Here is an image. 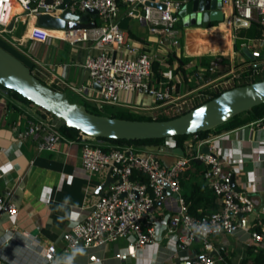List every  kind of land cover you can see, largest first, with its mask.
Returning a JSON list of instances; mask_svg holds the SVG:
<instances>
[{
    "label": "crops",
    "instance_id": "1",
    "mask_svg": "<svg viewBox=\"0 0 264 264\" xmlns=\"http://www.w3.org/2000/svg\"><path fill=\"white\" fill-rule=\"evenodd\" d=\"M175 1H180L182 7L178 12L179 21L176 24L180 46L174 49L159 46L157 37L149 31L148 26L124 16V7L119 3L118 24L124 33L125 43L135 48V51L129 52L127 48H121L118 55L127 58L139 52H150L154 55V61L159 62L162 70V77L157 78L153 74L154 78L174 85L177 93L185 94L212 80L204 79V72L200 71L203 68L199 66L196 71L190 73L197 63V57L203 55L208 49L207 46L213 49L222 47L221 44H213L210 41L208 30L221 29L220 25H222L225 26L223 29L230 33L231 44L228 39L230 51L224 56L234 57L238 54L237 51L240 50L242 53L241 48L249 44L243 42L238 45L235 42L237 28H233V17L228 16V12L225 11L222 22L204 27L199 23H191L188 14L183 10L184 4L189 0ZM8 2L1 18L5 23L11 18L14 20V26L6 39L2 37L0 39L10 45V42L21 43L25 51L37 57L41 63L38 68L46 84L51 85L50 82L55 79H64V84L54 81L52 85L60 91L68 89L75 94L77 93L68 85L88 86L90 82L88 72L80 64L87 55L97 54L98 51L91 48V43L79 42L70 45L56 37H49L43 42H34L29 39L34 37V33L27 35L26 32L30 25L37 30L36 21L25 17L17 0ZM88 21H95L98 24L99 17L89 15ZM227 22L230 24L228 25ZM47 32L58 36L57 31ZM217 33L222 34L221 31ZM223 52H226L225 49ZM171 55L174 56L172 61ZM181 56L193 57L184 66V70L177 69L178 59ZM188 83L193 84V87L188 88ZM88 95L98 96L93 90H89ZM18 103L6 90H0V174H2L0 194L13 202L17 208L13 216L5 213L0 215V259L6 264H46L43 250L52 243L56 244L57 252L54 260L47 264H94L89 261L91 255L101 258V263L96 264H182L186 256L206 253L220 258L216 264H251L259 251L262 250L264 253V242H256L250 234L252 230L264 228V161L256 164L257 188L255 192L249 194L254 204L253 211L238 216L241 226L236 231L211 236L210 250H205L199 241L182 252H176L173 246L167 244L166 220L176 213L177 206L171 196L165 195L158 200L160 203L158 201L155 203L147 216L149 225L156 231L158 243L137 250L135 258L120 260L115 257V254L127 245L124 239L101 247H76L65 251L64 244L60 240L61 233L74 220L84 218L87 206L100 195L97 184L99 182L104 184L106 180L111 182V178L107 172L101 175H89L82 168L80 159L82 138L79 135L75 139H69L71 142L59 141L54 151H39L36 142L24 136L27 117L24 107L27 104L20 102L18 105ZM161 104V101L145 94L120 91L119 103L114 106L134 113L140 111L155 113L162 112L164 107H160ZM248 116V113L243 112L239 118L247 119ZM252 121L254 120L248 119L246 123L221 133L211 132L205 138L190 135L184 141L183 149L176 145L169 146L164 142L157 145L159 146L157 150L164 158L163 164L170 165L179 157L186 156L188 149L193 151L199 147L202 150L206 146H199L202 140L212 139L222 147L226 155L242 157V168L229 164L226 158L220 157L226 168L232 165L235 169L234 184L240 190L246 180H252V158H264L262 144L264 129L250 131L247 124ZM262 123L264 125V119ZM147 146L146 148L149 149ZM203 168L205 169L204 164L201 163L200 169H197L190 161L189 167L180 176L182 194L194 190L201 183L209 187L208 181L200 171ZM181 180L185 185L182 186ZM207 205L209 210L216 207L214 211H218L221 209V200L216 196L213 202H207Z\"/></svg>",
    "mask_w": 264,
    "mask_h": 264
},
{
    "label": "built area",
    "instance_id": "2",
    "mask_svg": "<svg viewBox=\"0 0 264 264\" xmlns=\"http://www.w3.org/2000/svg\"><path fill=\"white\" fill-rule=\"evenodd\" d=\"M8 1L0 0V18L6 11ZM17 1L25 17L33 18L35 21L42 13L60 17L62 13L60 5L64 2V0ZM220 1L224 15L226 11L228 16H237L247 24H257L264 29V0ZM145 2L146 0H71L66 7L68 10L80 14L89 8L96 9L99 23L94 27L57 30L46 29L35 24L37 29L42 30V37H29V39L34 42H43L49 37H56L65 40L70 45L90 42L91 48L98 52L95 55H87L84 62L80 64L88 72L89 85L77 87L68 85V87L82 98L96 103L98 108L102 104H118L119 92L126 91L145 94L161 101L160 107H164L162 113L165 115H179L207 99H204L203 102L200 99L204 93L192 95L203 85L215 83L214 86H218L221 84L224 85V88L221 89L223 91L239 85L246 78H251V74H246L243 77L242 74L245 71L231 62L234 56L230 58L229 70L226 73L200 85L192 92L179 94L174 85L165 81H157L154 78L152 72L154 55L150 52H139L135 56L127 58L119 56L118 51L121 48H127L129 52L135 51V48L125 43L124 33L119 27V3L124 7V16L148 26L149 31L157 37L156 41L159 46L170 49L180 46L176 24L179 21L178 12L182 7L181 2L164 0L163 2L166 4L164 9L149 6ZM10 20L6 23L0 21V37L5 38L4 34L10 32L6 29ZM47 31H60L62 36H54ZM10 43L31 62L37 66L41 65L37 57L22 48L21 43ZM245 46L254 59L259 56L258 52L252 51L249 45ZM222 57V55L211 57L208 66L209 72H214L221 65ZM200 71L206 70L203 68ZM54 81L65 83L64 79H55L50 84L52 85ZM230 82H234L232 86L230 85L231 87L227 85ZM93 83L98 84L100 89H96ZM89 90L97 92L98 96H89ZM24 110L27 114L24 136L36 142L39 151H54L61 140L71 142L60 132L59 126L49 112L37 105L33 108L30 104L25 106ZM263 119L264 117L248 123L249 130L264 129ZM79 136L82 138L80 154L82 168L89 175H101L107 172L112 181L108 182L102 194L87 206L84 218L74 220L61 233L60 240L64 244L65 251L76 247H101L124 239L127 241V245L119 250L115 257L120 260L135 258L137 250L158 243L156 231L149 225L147 216L155 203L163 197L166 187L176 194L173 199L177 211L169 216L165 224L167 244L173 246L176 252L185 251L198 241L202 243L205 250L212 249V244L209 242L211 236L236 231L241 226L238 216L250 213L254 209L249 194L255 192L257 188L255 167L256 164H261L264 158H252V180H246L243 188L239 190L231 182L235 173L232 165L242 168V157L240 155L235 157L233 154L226 155L222 147L214 143L212 139H204L199 143V146L206 145L207 152H203L199 147L193 151L188 149L189 156H181L172 164L164 165L151 155L137 153L133 146L127 142L120 144L100 142L101 145H95L92 142L95 137L81 131H79ZM193 136L197 138L196 135ZM165 139V143L169 146L176 145L173 137ZM262 144L264 146V142ZM221 156L226 158L229 164H232L231 167L224 166L220 159ZM191 159L198 160L205 165L203 176L208 181L213 193L221 200L220 210L201 216L189 213L188 204L182 196L180 176L189 167ZM133 171L144 173L147 176V181L140 182L132 179ZM102 185L99 182L97 187L100 188ZM85 190L87 189L85 188ZM16 211L15 204L0 194V215L5 213L13 216ZM250 234L256 242H264V228L252 230ZM56 252V244L52 243L44 248L43 258L46 264L54 260ZM218 260L220 258L208 253L191 254L182 260V264H216ZM89 261L94 264L101 263V258L91 255Z\"/></svg>",
    "mask_w": 264,
    "mask_h": 264
},
{
    "label": "water",
    "instance_id": "3",
    "mask_svg": "<svg viewBox=\"0 0 264 264\" xmlns=\"http://www.w3.org/2000/svg\"><path fill=\"white\" fill-rule=\"evenodd\" d=\"M70 1L64 0L60 5L62 9L60 17L42 13L38 15L36 25L55 30L96 26L95 21H88L89 15H97L96 9L89 8L80 14L73 13L66 8ZM145 3L160 9L166 7V4L160 0H146ZM221 7L220 0H189L184 4L183 10L188 14L191 23L209 27L214 22L224 20V12ZM233 21L234 25L244 26L247 24L237 16L233 17ZM13 26L14 20H10L6 29L11 31ZM241 51L248 59H254L246 46H243ZM0 85L16 91L35 105L61 119L67 127L76 128L91 137L107 139H164L177 135H193L211 130L240 113L247 112L254 106L264 103L263 78L227 88L217 96L169 119L135 120L96 114L88 111L85 105L70 101L66 91L53 89L40 81L25 63L1 46ZM93 86L100 89L96 83H93ZM147 147L157 150L159 146L148 145ZM180 151L182 154V150ZM202 151L207 152V147L205 146ZM108 182L106 180L98 188L99 194H102ZM231 182L234 186V178ZM165 195L176 197V194L172 193L168 187H166L163 197ZM0 264L6 263L0 259Z\"/></svg>",
    "mask_w": 264,
    "mask_h": 264
},
{
    "label": "trees",
    "instance_id": "4",
    "mask_svg": "<svg viewBox=\"0 0 264 264\" xmlns=\"http://www.w3.org/2000/svg\"><path fill=\"white\" fill-rule=\"evenodd\" d=\"M7 33L10 34V32H7ZM228 36H229L228 32L226 33V35H223L222 39H224V42H225L224 45L228 44ZM0 46L3 47L8 52H10L11 54H13L15 57H17L23 63H25L30 68L32 74H34L40 81L45 83L44 79L41 76V72H40L39 68L36 66V64L31 62L27 57H25L23 54H21L16 48H14L12 45L8 44L7 42L3 41L2 39H0ZM207 47H209V46H207ZM216 49H219V47L215 48V50ZM191 59H193V57L181 56L178 59L179 64L177 66V69L184 70V66ZM210 59H211V56H209V55H201V56L197 57V63L195 65V67L192 70H190V73L192 71H196L198 66L201 68H204L206 70V71H204V74H203L204 79L206 81H209L210 79H213L217 76H220L229 70L230 59L228 56H223L221 65L214 72H209L208 66H209ZM170 60L171 61L174 60V56L171 55ZM35 69L37 71H35ZM152 71H153L154 76H156L157 78L162 77V70H161V66H160L159 62L153 61ZM262 72L264 74V68H263ZM246 74H248L247 71H245L242 74L243 77ZM252 81H254V80H252ZM252 81H246V82L240 83L239 85L247 84V83L252 82ZM0 87L3 88L4 90H6L13 97V99H15L16 101L21 102V103H26L27 105L32 103L30 100L24 98L23 96H21L16 91L7 89V88L3 87L2 85H0ZM187 87L192 88L193 84L188 83ZM51 88L59 90L56 86L55 87L51 86ZM221 91L214 92L206 100H208L214 96H217ZM82 104L85 105V107L87 108L85 103H82ZM87 110L92 112V113L101 114V113H98L96 110L94 111V109L89 110L87 108ZM246 113H248V115H249L247 119H240L239 118V115L241 114L240 113L239 115L229 119L228 121L224 122L223 124L213 128L211 130L198 132V133H195L193 135H196L198 138H205L211 132L221 133L223 131L230 130V129H233L237 126H240V125L246 123L248 121V119L256 120V119L262 118V117H264V103L257 105V106H254L251 110L247 111ZM109 116L117 117V118H125V119H135V120H143V119H146V120H151V119L163 120V119L173 118V117L178 116V115L177 114L171 115V116L160 115V116H157L155 118H144L142 116L137 115L134 112H131V111L126 110V109H122V110H117L115 113H112ZM59 130L68 139H75L79 135L78 129L73 128V127H67L64 123L59 125ZM188 136L189 135L174 136L173 138L175 139L176 146L183 149L184 148V146H183L184 141L187 139ZM97 139H99L101 141H108L109 143H112V144L132 142L131 140L107 139V138H101V137H98ZM161 140H163V139H140V140H133V141L138 142L140 145H159L161 143ZM191 163L193 165H195L197 167V169H200L201 162H199L198 160H195V159H191ZM204 170H205L204 168L201 169L200 170L201 173H204ZM131 178L134 180H138L140 182H146L147 181V176L144 173H141L139 171H133ZM181 183H182V186L185 185L183 180H181ZM182 196L188 204L189 213L194 215V216H201L205 213L213 212L214 210L217 209L216 207H213V210L208 209L207 202L208 203L213 202V200L215 199L216 196L208 186H206L202 183L197 185L194 190L183 193ZM213 206H214V204H213ZM200 210H201V212H199ZM251 264H264V253L262 250L259 251V253L255 256V259L252 261Z\"/></svg>",
    "mask_w": 264,
    "mask_h": 264
},
{
    "label": "rangeland",
    "instance_id": "5",
    "mask_svg": "<svg viewBox=\"0 0 264 264\" xmlns=\"http://www.w3.org/2000/svg\"><path fill=\"white\" fill-rule=\"evenodd\" d=\"M100 21V20H99ZM217 23V22H214ZM212 23V24H214ZM221 29H211L208 30L210 31V41L213 44H221L222 47L219 50H215L213 49V47H208V49L206 51L203 52V55L206 54H210L209 56L212 57V55H226L227 52L230 51V47L229 44L227 46L224 45V39L223 35H226L227 31H225V26L220 25ZM217 31H221L222 34H218ZM18 33V32H17ZM229 33V32H228ZM235 42L240 45V43H247L249 44L250 48L252 51H257L259 56H257L256 59H248L246 58V56L244 54H242L239 51H237L235 54L236 56L231 59V62H233L234 65L239 66V69L243 70V71H247L248 74H251V78H246L244 80L241 81V83L246 82V81H251V80H259V79H263L264 78V74H263V66H264V29L257 25V24H246L244 26H239V28H237V30L235 31ZM4 36H6L5 38H7L9 36L8 33H5ZM228 39L230 40V44H231V36L229 33ZM221 49H225L226 52H223V50ZM232 54V53H231ZM232 56V55H230ZM229 56V58H230ZM232 58V57H231ZM261 63V65L259 66H255L256 64ZM35 64V63H34ZM37 66V65H36ZM38 67V66H37ZM35 71H37L35 69ZM258 74H255V73ZM39 73V72H38ZM42 76V75H41ZM46 80V79H45ZM194 83V82H193ZM234 82H230L229 84H227L228 86H232ZM196 84V83H195ZM215 83H210V84H206L203 85L202 88L197 89L194 93H192V95L198 94V93H204V95H202L200 97V99L202 100V102L204 101V99L210 97V95H212L214 92L221 90L224 88V85H218V86H214ZM50 86H54V85H50ZM230 86V87H231ZM55 87V86H54ZM4 90L3 88L0 87V90ZM67 93V97L70 101L72 102H77V103H85L87 108L89 110H96L98 113L101 114H105V115H110L112 113H115L117 110H122L123 108H119L117 106L114 105H109V104H102L100 108H98L97 104L89 101L87 99L82 98L80 95L75 94L73 92H71L70 90H66ZM191 96V95H190ZM26 104V103H24ZM30 105L35 108V104L34 103H30ZM139 116H142L144 118H153V116L157 117L160 115H165V113L162 112H155L152 113L150 111H140L136 113ZM52 115V114H51ZM167 115V114H166ZM173 114H168L167 116H170ZM54 117L55 122L57 123V125H61L62 124V120L57 118L56 116L52 115ZM166 139L164 138L163 140H161V143L159 145H161L162 143L166 142ZM132 142H127L128 144L132 145L134 150L137 153H142V154H146V155H151L153 157H155L156 159L159 160V162L161 164H163L164 158L162 157V155L160 154V152L158 150H149L146 148V145H140L138 142H134L133 140H131ZM92 142L95 145H99L100 142H105V143H109L108 141H101L97 138H94L92 140ZM125 143V142H124ZM112 144V143H111ZM101 145V144H100ZM184 146V145H183ZM185 147V146H184ZM186 156H189L188 154H186Z\"/></svg>",
    "mask_w": 264,
    "mask_h": 264
},
{
    "label": "bare ground",
    "instance_id": "6",
    "mask_svg": "<svg viewBox=\"0 0 264 264\" xmlns=\"http://www.w3.org/2000/svg\"><path fill=\"white\" fill-rule=\"evenodd\" d=\"M0 21L2 22V23H5V22H3L2 21V18H0ZM227 24L229 25L230 24V22H227ZM233 28H239V25H234L233 24ZM28 33H34V37L35 38H40V37H42V30L40 29H37V30H35L34 28H32L31 27V25L29 26V28L27 29V32H26V34L28 35ZM57 34H58V36H62V32H60V31H57Z\"/></svg>",
    "mask_w": 264,
    "mask_h": 264
}]
</instances>
